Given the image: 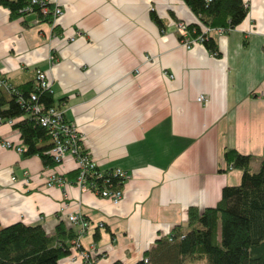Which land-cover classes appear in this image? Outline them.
<instances>
[{
  "label": "crops",
  "instance_id": "crops-1",
  "mask_svg": "<svg viewBox=\"0 0 264 264\" xmlns=\"http://www.w3.org/2000/svg\"><path fill=\"white\" fill-rule=\"evenodd\" d=\"M46 1L62 10L52 22L34 12L10 18L0 5V74L20 85L45 72L96 167L126 173L123 196L115 204L83 191L72 156L52 165L24 156L19 131L0 120V224L51 234L78 215L89 223L79 237L88 256L72 247L59 264H134L173 228L186 229L189 207L214 206L224 186L240 183L226 149L253 156L252 170L264 158V0H242L238 25L208 33L218 57L178 30L201 23L185 0Z\"/></svg>",
  "mask_w": 264,
  "mask_h": 264
},
{
  "label": "trees",
  "instance_id": "trees-1",
  "mask_svg": "<svg viewBox=\"0 0 264 264\" xmlns=\"http://www.w3.org/2000/svg\"><path fill=\"white\" fill-rule=\"evenodd\" d=\"M45 2L42 5L33 4L32 0H0V5L8 8L10 18L34 12L39 21L52 22L54 5ZM185 3L203 25L224 30L238 25L247 13L242 0H185ZM43 7L47 8L45 12ZM151 17L162 26L155 11H151ZM201 23L188 24V33L193 39L202 37L206 50L218 57L217 43L202 32ZM31 95H35L34 100ZM35 103L54 106L51 90L40 87L36 74L34 79L20 85H13L0 74V120L12 121L19 131L24 156L37 155L44 165H52L55 162L48 151L53 143L47 129L32 113L31 106ZM223 156L227 169L242 171L240 183L224 186L214 206L202 210L189 207L186 229L173 228L134 264H186L203 259L206 264H264V158L253 172L250 170L253 156L233 148L226 149ZM94 170L102 176L95 173L88 180L99 189L106 179L113 188H120L123 183V178L111 174L112 169ZM76 227H68L60 220L54 232L48 234L41 224H0V264H59L72 253L73 241L79 234Z\"/></svg>",
  "mask_w": 264,
  "mask_h": 264
},
{
  "label": "built area",
  "instance_id": "built-area-1",
  "mask_svg": "<svg viewBox=\"0 0 264 264\" xmlns=\"http://www.w3.org/2000/svg\"><path fill=\"white\" fill-rule=\"evenodd\" d=\"M207 2L211 0H206ZM32 3H42L44 5L45 0H32ZM26 10H31V7H26ZM47 10L46 7H43V12ZM62 14V10L59 6H53V19L58 18ZM178 30L186 35L188 32L187 30V23L185 22H177ZM211 31H216L218 33H222L224 31L223 28H212L207 25H202V32L207 34ZM202 37L198 39L188 41V42H201ZM187 41L185 44L187 45ZM189 44V43H188ZM36 77L39 81V85L43 89H50L49 81L46 77V73L43 71H36ZM32 100L35 99V95H31ZM198 102H205L207 100L206 96L200 95L197 97ZM32 113L35 115L36 120L40 123L43 127H45L50 135L52 140V147L48 151V153L52 156L55 163H59L64 160L67 156H72L76 162V184L83 190H94L97 194L101 197L109 198L113 203H118L122 196L123 192L120 188H113L109 180H104L103 188L99 189L96 186V183L88 180V178L95 175V162L94 160L82 149L81 145V136L78 133L76 127L71 124L70 122L66 121L61 109L54 106L45 107L42 104L35 103L31 106ZM12 122V121H10ZM11 142L6 141L3 143L5 147H11ZM19 151H24L25 148L18 147ZM111 174L113 176H118L119 178H125L127 175L126 173L119 169L115 168L112 169ZM96 176H102V173H96ZM13 179V178H12ZM57 181L58 183H65L60 178H51V181ZM66 221L70 226H77L79 227V234L78 237L73 241V248L78 251L82 258H86L88 256L87 253L80 250L79 248V237L85 232V230L89 227L88 221L78 215L70 214L66 217ZM147 261V260H145Z\"/></svg>",
  "mask_w": 264,
  "mask_h": 264
},
{
  "label": "rangeland",
  "instance_id": "rangeland-1",
  "mask_svg": "<svg viewBox=\"0 0 264 264\" xmlns=\"http://www.w3.org/2000/svg\"><path fill=\"white\" fill-rule=\"evenodd\" d=\"M260 161L261 160L258 161L259 162L258 163V166L256 168H254V170H252V168H251V162H250V170L253 171V172L257 171L258 168H259V165H260ZM186 264H206V260L203 259V260H198V261H195V262H187Z\"/></svg>",
  "mask_w": 264,
  "mask_h": 264
}]
</instances>
